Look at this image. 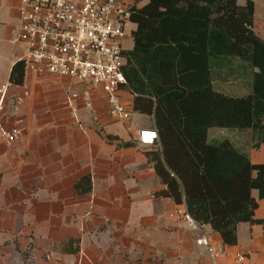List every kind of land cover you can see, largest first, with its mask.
<instances>
[{
  "label": "crops",
  "instance_id": "crops-1",
  "mask_svg": "<svg viewBox=\"0 0 264 264\" xmlns=\"http://www.w3.org/2000/svg\"><path fill=\"white\" fill-rule=\"evenodd\" d=\"M18 1L0 0V86L23 50ZM252 1L254 30L264 39V0ZM81 89L66 77L25 71L24 83L7 90L0 126L10 128L20 116L23 132L10 146L0 143V264H51L47 252L57 264L207 263L206 247L197 243L202 235L221 264H233L238 252L244 264H264V194L254 211L263 221L238 222L235 245H224L209 224L189 228L174 212L183 203L154 195L164 187L147 154L156 145L138 143L141 130L155 127L153 116L132 111L116 119L100 92L91 108L78 99L73 110L68 94ZM16 94L25 96L15 113ZM234 134L227 139L236 148L264 163V145L251 129Z\"/></svg>",
  "mask_w": 264,
  "mask_h": 264
},
{
  "label": "trees",
  "instance_id": "trees-1",
  "mask_svg": "<svg viewBox=\"0 0 264 264\" xmlns=\"http://www.w3.org/2000/svg\"><path fill=\"white\" fill-rule=\"evenodd\" d=\"M131 20L133 45L123 72L131 111L152 115L157 131L156 148L147 154L164 187L154 195L183 203L224 245H235L238 222L263 221L254 211L264 194V163H252L227 138L209 142L207 130L249 128L264 145V39L254 30V3L148 0ZM232 56L251 73L243 95L213 86V64ZM24 76L18 59L9 81L22 85Z\"/></svg>",
  "mask_w": 264,
  "mask_h": 264
},
{
  "label": "built area",
  "instance_id": "built-area-1",
  "mask_svg": "<svg viewBox=\"0 0 264 264\" xmlns=\"http://www.w3.org/2000/svg\"><path fill=\"white\" fill-rule=\"evenodd\" d=\"M148 0H19L16 40L22 45L18 57L24 62L25 71L37 76L47 74L66 77L81 85V91H70L68 104L76 109V100L81 99L84 107H92V96L103 93L106 110L119 120L131 116L130 93L124 75L127 62V38L132 39L134 25L132 13ZM10 81L0 86V108L6 98ZM25 95L11 96V109L16 113ZM23 118L16 116L10 127L0 126V143L10 146L21 136ZM156 128L140 131L138 143L156 145ZM176 216L189 228L199 229L202 225L186 208L178 205ZM197 243L206 247L208 262L199 264H221L218 252L208 237L202 235ZM44 259L57 264L49 252ZM245 254L236 253L233 264H244ZM150 264H165L152 260Z\"/></svg>",
  "mask_w": 264,
  "mask_h": 264
},
{
  "label": "rangeland",
  "instance_id": "rangeland-1",
  "mask_svg": "<svg viewBox=\"0 0 264 264\" xmlns=\"http://www.w3.org/2000/svg\"><path fill=\"white\" fill-rule=\"evenodd\" d=\"M260 17L256 16V22ZM134 29V25H129ZM133 42L130 37L127 38L126 46L132 48ZM213 86L216 90L230 95H243L247 93V88L251 80V73L247 64L243 60L232 56L224 57L221 62L212 66ZM242 130L237 127H209L207 130V139L209 142H218L223 138L235 139L234 131ZM236 141V140H234ZM156 146H153V149Z\"/></svg>",
  "mask_w": 264,
  "mask_h": 264
}]
</instances>
